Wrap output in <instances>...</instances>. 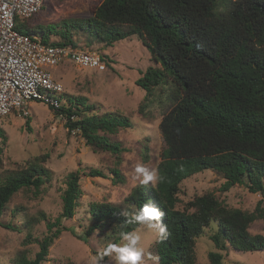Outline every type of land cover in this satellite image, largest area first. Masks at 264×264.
Masks as SVG:
<instances>
[{
  "label": "trees",
  "instance_id": "16d2710c",
  "mask_svg": "<svg viewBox=\"0 0 264 264\" xmlns=\"http://www.w3.org/2000/svg\"><path fill=\"white\" fill-rule=\"evenodd\" d=\"M91 11L89 17L71 19L74 27L89 34L87 46L93 40L111 46L137 36L149 48L151 59L160 64L149 66L136 81L146 91L140 110L166 84L171 103L160 121L165 147L156 183L137 185L126 198V211L109 202H92L91 224L77 236L87 242L90 233L99 230L115 233L114 241L121 240L141 225L143 221L136 217L145 205H151L162 213L156 222L165 228L154 244L158 264H196V239L213 221L218 222L211 237L216 248L264 250V234L250 231L255 220H264L262 200L249 211L230 207L207 192L196 196L187 208H177L181 183L207 169L224 177L223 190L239 184L264 196V0H102ZM17 29L40 33L45 42L86 49L68 29L57 34L59 39L50 40L46 37L50 26L34 24L33 18H18ZM49 106L67 119L70 130L78 129L94 151L122 153L120 142L107 134L130 126L127 116L101 115L86 97L66 93L61 108ZM45 157L36 156L2 177L0 224L16 229L1 220L13 196L21 189L40 192L52 180ZM111 171L115 181H124L118 168ZM84 176L106 177V173L89 166L69 172L62 212L47 219L46 233L36 238L39 250L35 257L23 249L12 264H43L64 231L76 234L65 221L76 214ZM27 235L32 240V233ZM104 258H108L107 251ZM223 258L220 251L209 252L210 264H224Z\"/></svg>",
  "mask_w": 264,
  "mask_h": 264
},
{
  "label": "rangeland",
  "instance_id": "374dc122",
  "mask_svg": "<svg viewBox=\"0 0 264 264\" xmlns=\"http://www.w3.org/2000/svg\"><path fill=\"white\" fill-rule=\"evenodd\" d=\"M102 0H44L42 10L33 18L34 24L50 29L46 37L59 39L68 29L74 40L87 50L103 53L109 61L104 71L79 68L65 61L50 70L55 79L63 82L68 96H84L96 104V111L121 113L129 118L130 126L121 128L115 134H107L112 141L120 142L122 153L97 150L87 144L78 129L70 130L67 119L56 112L48 103L31 99L28 101L30 113L13 112L1 118L0 126V181L10 170L17 169L36 156L45 157V164L52 170L53 178L40 192L21 189L8 204L1 220L12 223L16 229L0 224V264H12L20 250H27L35 257L39 250L36 238L47 231V219H55L63 209L62 192L66 187L69 172L77 168L97 167L104 170L106 177L84 176L81 179L82 195L76 214L65 224L72 228L64 231L50 248V254L43 264H120L118 253L109 250L111 245L124 246L129 243L125 237L114 241L115 233L95 230L85 242L77 234H84L91 224L89 211L92 202H109L126 211V198L137 185L155 184L157 166L165 142L160 130L163 113L170 106L169 89L162 86L145 109L140 105L146 91L137 85L149 66H160L151 59V52L137 36L120 39L111 46L97 40L87 46L89 34L73 26L72 18L89 17L92 8ZM93 38V37H92ZM94 39V38H93ZM63 94V95H64ZM76 118V116H75ZM75 118L73 120H75ZM118 168L124 181H115L111 168ZM155 172L156 179L144 183L145 174ZM224 177L215 170L207 169L185 179L180 186L178 209H185L196 196L213 192L218 199L230 207L252 211L264 196L251 192L245 185H235L229 190L221 188ZM160 223L143 221L131 234L140 237L136 247L142 256L138 264H158L155 241L160 231ZM218 222L213 221L196 239V264H210L209 252L220 251L224 264H264V250L242 251L236 248L218 249L212 240ZM252 233L264 234V220L257 219L251 226ZM32 233V240L28 239ZM129 234V235H131ZM105 251L108 258H104Z\"/></svg>",
  "mask_w": 264,
  "mask_h": 264
},
{
  "label": "built area",
  "instance_id": "2783aa9c",
  "mask_svg": "<svg viewBox=\"0 0 264 264\" xmlns=\"http://www.w3.org/2000/svg\"><path fill=\"white\" fill-rule=\"evenodd\" d=\"M43 5L44 0H0V120L13 112L30 113L31 99L61 108L65 86L51 67L70 61L82 69L108 68L109 61L96 50L45 42L40 33L17 29L18 18H34Z\"/></svg>",
  "mask_w": 264,
  "mask_h": 264
},
{
  "label": "clouds",
  "instance_id": "9594fccd",
  "mask_svg": "<svg viewBox=\"0 0 264 264\" xmlns=\"http://www.w3.org/2000/svg\"><path fill=\"white\" fill-rule=\"evenodd\" d=\"M144 177L145 179L143 182L148 183L156 179V174L155 172L146 173ZM161 216L162 213L156 207L145 205L136 218L140 221H159ZM159 227L160 233H165V228L163 226ZM125 239L129 241L128 244L124 246L111 245L109 250H115L118 253L120 264H138L141 260L142 253L141 250L136 247V244L140 237L136 234H131L126 235Z\"/></svg>",
  "mask_w": 264,
  "mask_h": 264
}]
</instances>
